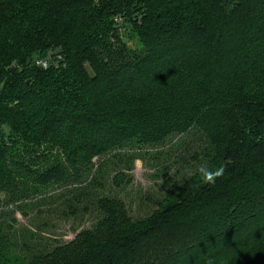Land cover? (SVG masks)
<instances>
[{"label": "trees", "instance_id": "obj_1", "mask_svg": "<svg viewBox=\"0 0 264 264\" xmlns=\"http://www.w3.org/2000/svg\"><path fill=\"white\" fill-rule=\"evenodd\" d=\"M194 132L195 168L149 213L97 191L110 158L128 185L133 147ZM53 187L95 221L30 251L0 221V264H264V0H79L0 29V202Z\"/></svg>", "mask_w": 264, "mask_h": 264}, {"label": "rangeland", "instance_id": "obj_2", "mask_svg": "<svg viewBox=\"0 0 264 264\" xmlns=\"http://www.w3.org/2000/svg\"><path fill=\"white\" fill-rule=\"evenodd\" d=\"M77 2L79 0H2L0 29L15 25L25 9L48 14L52 13L53 9ZM199 139V135L194 132L184 140L172 141L165 145H145L143 149L133 147V153L140 154L134 162H131L129 174L132 175V181L128 185L122 182V185L116 186L112 182L115 171L122 170L123 173L126 171V159L110 158L106 164H102L103 171L97 176L98 180L104 183L102 188L97 187V191L120 196L127 203L132 215L149 213L156 206L154 203L156 199L172 190L175 181L181 180L195 168L196 162L191 158V154L200 143ZM125 151H130V148H125ZM159 151L161 154L158 153ZM107 157L109 154L93 158L92 176L97 175L96 168ZM90 178L88 177V180ZM61 190L53 187L43 195L23 198L18 201L22 204L20 206L15 202H0L2 226L6 229V224L11 225L6 231L11 246H16L20 250L22 244H25L28 246V251L45 250L57 243L71 240L79 229L92 225L97 218V214L92 210L84 214L78 211L75 215H66L62 212L68 208L65 204L58 203V200L63 198L57 197ZM65 193L67 194L68 191ZM5 198L6 194L0 192V199Z\"/></svg>", "mask_w": 264, "mask_h": 264}, {"label": "clouds", "instance_id": "obj_3", "mask_svg": "<svg viewBox=\"0 0 264 264\" xmlns=\"http://www.w3.org/2000/svg\"><path fill=\"white\" fill-rule=\"evenodd\" d=\"M223 172V167L218 169H210L206 165H201L197 169V173L199 174L201 180L207 184L215 183L216 179L223 175Z\"/></svg>", "mask_w": 264, "mask_h": 264}, {"label": "built area", "instance_id": "obj_4", "mask_svg": "<svg viewBox=\"0 0 264 264\" xmlns=\"http://www.w3.org/2000/svg\"><path fill=\"white\" fill-rule=\"evenodd\" d=\"M36 63L41 65V66H46L47 62L44 59H38L36 60Z\"/></svg>", "mask_w": 264, "mask_h": 264}]
</instances>
